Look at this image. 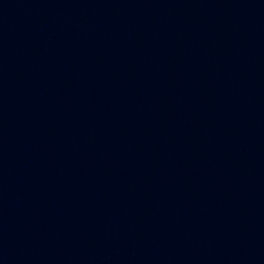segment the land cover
Masks as SVG:
<instances>
[{"label": "water", "instance_id": "water-1", "mask_svg": "<svg viewBox=\"0 0 264 264\" xmlns=\"http://www.w3.org/2000/svg\"><path fill=\"white\" fill-rule=\"evenodd\" d=\"M0 264H264V0H0Z\"/></svg>", "mask_w": 264, "mask_h": 264}]
</instances>
